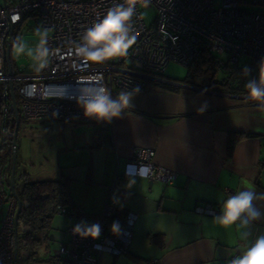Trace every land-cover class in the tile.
I'll return each mask as SVG.
<instances>
[{
  "label": "crops",
  "instance_id": "1",
  "mask_svg": "<svg viewBox=\"0 0 264 264\" xmlns=\"http://www.w3.org/2000/svg\"><path fill=\"white\" fill-rule=\"evenodd\" d=\"M243 90L214 91L189 81L151 84L111 122L107 134L95 122L23 120L24 130L35 128L38 139L28 157L38 168L23 172L32 180L67 181L69 213L51 221L55 245L68 242L69 226L96 224L112 190L119 203L112 223L120 225L128 212L136 220L128 251L104 252L99 264H226L241 255L264 235V215L243 240L237 226L220 225L217 215L195 207L210 203L221 211L227 189L248 188L260 197L256 204L264 214V103L243 98ZM231 133L245 136L228 156ZM140 147L154 149V162L176 172L172 184L126 173L129 157ZM151 234H160L162 244L150 242Z\"/></svg>",
  "mask_w": 264,
  "mask_h": 264
},
{
  "label": "built area",
  "instance_id": "2",
  "mask_svg": "<svg viewBox=\"0 0 264 264\" xmlns=\"http://www.w3.org/2000/svg\"><path fill=\"white\" fill-rule=\"evenodd\" d=\"M123 2L0 0L2 143L12 142L14 136V130L5 127L7 117H14L11 88L18 98V112L25 121L95 122L107 134L111 131V123L85 116L77 103L81 86L100 85L113 96L123 89L132 91L139 86L138 94L142 96L151 84L182 85L162 75L166 65L175 62L190 68L204 50L214 56L225 54L232 63L244 56L264 67V0H221L218 5L214 0H137L133 17L136 42L127 55L103 64H93L77 56L75 46L83 33L102 19L110 7ZM253 6L260 9H253ZM145 9L154 11L148 23L142 14ZM29 17L42 32L47 31L46 47L52 53L48 65L40 72L16 68L11 57L13 44L20 39V28ZM242 97L248 98L247 95ZM154 156V149H135L128 159L126 173L172 184L176 172L156 164ZM111 193L109 190L106 194L96 223L100 226L99 237H83L74 232L77 225L69 226L68 242L59 244L55 250L58 264H99L104 252L118 256L128 251L136 218L133 213H126L119 235H113L112 218L119 203ZM227 193L234 194V191L227 189ZM195 211L212 216L221 212L220 207L210 203L196 206ZM15 212L16 200L6 185L0 161V264H16L18 260ZM57 213L68 214L69 210L59 208ZM235 258L231 257L226 264H232Z\"/></svg>",
  "mask_w": 264,
  "mask_h": 264
},
{
  "label": "clouds",
  "instance_id": "3",
  "mask_svg": "<svg viewBox=\"0 0 264 264\" xmlns=\"http://www.w3.org/2000/svg\"><path fill=\"white\" fill-rule=\"evenodd\" d=\"M136 3L137 0H124L123 3H116L110 7L102 19L93 23L83 33L80 43L75 46L77 56L93 64H103L127 55L128 50L136 42L133 27ZM37 35L40 39L34 50L27 48V45L18 38L13 44V51L16 56L26 53L35 62L37 70H40L48 65L52 53L46 47L47 31L41 32L37 29ZM245 89L250 100L264 102V80H249L245 84ZM139 90V86L132 91L123 89L114 97L106 87L83 85L78 90L77 103L83 108L85 116L111 123L114 119L120 118L122 112L134 106L133 97ZM198 111L202 112L203 109ZM259 198L255 191L248 188L228 195L221 205L220 214L215 217L216 221L223 226H237L241 239L248 240L247 229L264 215L256 204ZM73 230L78 235L92 239L100 235L98 224L90 227L77 225ZM111 231L113 235H119L118 222H113ZM232 264H264V235L246 247L241 255L232 260Z\"/></svg>",
  "mask_w": 264,
  "mask_h": 264
},
{
  "label": "trees",
  "instance_id": "4",
  "mask_svg": "<svg viewBox=\"0 0 264 264\" xmlns=\"http://www.w3.org/2000/svg\"><path fill=\"white\" fill-rule=\"evenodd\" d=\"M200 58L191 66L193 68L192 76L200 79H204L205 85L204 88H208L211 90H221L226 91L224 89L215 88L213 85H218L220 87L226 86L225 79L222 78L217 80V74L222 68H230V63L222 64L217 56L210 54L208 51L204 50L199 56ZM237 63V62H236ZM234 64L233 73L238 76L237 77V85L238 87L229 88L228 91H239L240 88L244 87L245 84L252 80L253 75L249 76V71L247 72L244 69L237 68V64ZM253 61H250V66H248V70H250L251 66H253ZM247 74V75H246ZM187 79L184 82L187 83ZM170 88V86H166ZM227 87V86H226ZM228 88V87H227ZM233 89V90H232ZM246 92V90H243ZM116 96V95H115ZM114 96V97H115ZM16 104L18 105V98L15 96ZM3 99L0 100V129H1V106ZM19 113V112H18ZM22 119L19 113V128L21 125ZM15 119L12 116H8L6 120L5 127L14 130L15 127ZM245 135L241 133H231L228 138V146H227V155L231 156V152H233L235 144L243 138ZM5 144H8V157H9V165L7 167H3L4 176L6 185L10 191L11 196L15 197L16 200V212H15V227L20 231L21 240L25 243V247L30 251L29 258L33 259V254L36 253V250L41 243L43 242V238L48 237L45 233L40 236L38 233L45 232L46 230L51 228V221L55 214H58L57 211L59 208H67V204L69 202L68 199V191H67V181L66 180H32L29 178L26 172H22L19 175V187L15 185L16 178V167L17 161L15 157V169H14V187H11L10 181L7 180L6 177L10 178L11 168H12V151L13 146L12 142H3L2 149ZM15 150L16 146H15ZM16 154V153H15ZM113 220V219H112ZM18 234V235H19ZM149 241L152 243H156L158 245L162 244V236L160 234H151L149 237ZM54 258L56 256H53Z\"/></svg>",
  "mask_w": 264,
  "mask_h": 264
},
{
  "label": "rangeland",
  "instance_id": "5",
  "mask_svg": "<svg viewBox=\"0 0 264 264\" xmlns=\"http://www.w3.org/2000/svg\"><path fill=\"white\" fill-rule=\"evenodd\" d=\"M221 0H214V3L216 5L220 4ZM253 9H260V7L253 6ZM143 17L145 19V23L150 22L154 11L150 9H145L142 10ZM37 29H39L41 32V28L35 23V20L32 18H27L25 22L22 24L20 31H19V36H20V41L24 42L27 45V48L30 49H35V47L39 43V36L37 35ZM27 52V49H26ZM11 57L13 58V62L18 69H22L25 72H40L42 69L37 70V67L35 65V62L33 59L25 53L24 55L21 56H16L13 51V47L11 49ZM218 60L224 65L230 63V68H222L219 73L217 74V80H220L222 78L225 79V85L226 86H218V85H213L214 89L219 88V89H224L226 91L229 90V88H234L238 87L237 85V77L233 73V65L235 63H232L230 61V57L223 54V55H217ZM250 59L244 56H239L237 58V68H241L246 70L249 73H252L254 75L255 80H264V67L256 66L250 68L248 70V65H250ZM193 67H186L183 66L179 63L175 62H169L164 72L162 75L165 78L175 80V81H184L185 79L189 80L192 84L198 85L200 87H204L205 81L204 79L196 78L191 75L193 72ZM247 75V74H246ZM250 74L248 78H250ZM2 89H3V82L0 81V100L2 98ZM233 90V89H232ZM19 109V107H18ZM34 123H28L27 125L32 126ZM24 125L25 123L22 121L20 125V129L18 130V135H17V142H16V161H17V167H16V178H15V185L16 187H19V175L22 173L24 170L27 171L29 169L31 172H33L35 169L38 167H35L32 164V162L29 161L28 157L33 151L36 149L37 146V138L34 133L35 128L27 127L24 130ZM47 135L43 134L40 135V140L41 138H45ZM44 142L41 140V143ZM8 144H5L4 148L0 152V161L3 165V167H7L9 165V157H8ZM24 149V150H23ZM35 168V169H34ZM8 181H10V178L6 177ZM55 226V224H54ZM67 230V229H66ZM45 233V235L48 237L46 239L45 237L43 238V242L41 243V246H39L36 250V253L33 254V259L29 258L30 256V251L28 248L25 247V243L21 240L20 234L18 235V260L16 264H50L49 258L55 255V249L58 247L55 245V230L54 227L52 226V229H48L45 232L38 233V235L42 236Z\"/></svg>",
  "mask_w": 264,
  "mask_h": 264
},
{
  "label": "water",
  "instance_id": "6",
  "mask_svg": "<svg viewBox=\"0 0 264 264\" xmlns=\"http://www.w3.org/2000/svg\"><path fill=\"white\" fill-rule=\"evenodd\" d=\"M11 96H12V101H13V106H14V119H15V127L13 131V140H12V146H13V151H12V168H11V175H10V185L11 187H14V169H15V157H16V140H17V135H18V130H19V113L16 105V100H15V95L14 92L11 88ZM2 148V142L0 140V150Z\"/></svg>",
  "mask_w": 264,
  "mask_h": 264
},
{
  "label": "flooded vegetation",
  "instance_id": "7",
  "mask_svg": "<svg viewBox=\"0 0 264 264\" xmlns=\"http://www.w3.org/2000/svg\"><path fill=\"white\" fill-rule=\"evenodd\" d=\"M16 230H17V232H18V229H16ZM19 233L21 234V232H20V231L18 232V234H19Z\"/></svg>",
  "mask_w": 264,
  "mask_h": 264
}]
</instances>
